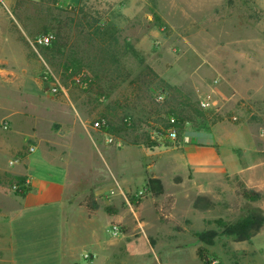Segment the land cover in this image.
<instances>
[{
    "label": "rangeland",
    "instance_id": "1",
    "mask_svg": "<svg viewBox=\"0 0 264 264\" xmlns=\"http://www.w3.org/2000/svg\"><path fill=\"white\" fill-rule=\"evenodd\" d=\"M3 1L0 251L11 241L16 245L14 255L9 253L6 261L48 264L51 260L48 244L56 242L59 233L56 209L49 205L21 215L20 197L10 182L13 177L26 176L14 175L23 166L9 162L24 152L33 158L34 170L28 172L35 180L43 182L49 175L56 178L60 173L56 160L48 164L38 158L44 155V146L52 157L61 154L68 143L66 116L82 132V123L101 116L113 127L125 117L132 120L134 130L110 133L121 142L119 148L105 145L97 133L92 132L91 139L84 133L79 137L77 130L71 164L76 172L75 188L92 196L97 212L117 215L118 221L112 223L123 233L130 231L127 241L142 235L137 231L144 220L142 226L151 224L163 240L183 233L184 241H198L199 233L217 231L212 246L198 241L197 250L205 255L203 264H222L225 254L233 256L228 242L237 241L222 235L215 222L234 223L249 209H258L252 207L257 203L237 196L238 182L264 192V0ZM46 33L59 38L60 54L53 59L50 47L38 49L40 59L26 42V38ZM75 59L81 67L71 75V69L65 71V67L76 64ZM22 69L42 86L46 98L37 106L18 90ZM82 78L86 87L81 85ZM52 85L60 86L64 93L51 96ZM160 93L164 95L162 104L155 101ZM185 96L204 117L183 122L176 142L147 148L145 137L156 136L159 126L166 124L165 114L173 98L181 102ZM200 102L209 106L203 109ZM7 111L11 112L9 118L3 119ZM4 120L8 131L1 128ZM58 128L64 130L62 134H57ZM10 135L13 142L25 135L36 139L21 143L17 151H6L4 144L11 143ZM31 147L33 152H29ZM231 157L242 177L231 172ZM149 179L159 184H148ZM25 184L28 187L27 181ZM110 191L113 195L105 200ZM153 203L158 206L156 216H142L144 205L152 207ZM100 215L97 220L102 226ZM155 235L150 232V240H158ZM261 236L264 240V232ZM120 253L131 261L138 256L133 250ZM191 258V249L173 257L177 261Z\"/></svg>",
    "mask_w": 264,
    "mask_h": 264
},
{
    "label": "crops",
    "instance_id": "2",
    "mask_svg": "<svg viewBox=\"0 0 264 264\" xmlns=\"http://www.w3.org/2000/svg\"><path fill=\"white\" fill-rule=\"evenodd\" d=\"M22 77L21 81L18 84V90L31 101L34 106H37L40 99L46 98L42 91V86L36 81H32L26 76L25 69L21 70ZM1 109V107H0ZM1 111V110H0ZM26 110L23 109L22 112ZM6 112V111H4ZM11 113V112H10ZM9 111L3 119L9 118ZM25 121V115L22 116ZM69 121V126L66 132V139L68 143L63 146L60 155H55L54 157L50 156V153L47 152L46 147H41L43 149L44 155L42 154V162L48 164H54L55 162L60 165V173L56 178H52L50 175L47 180L39 181L34 179V175L29 174L28 171L34 170L32 168L33 158L29 156L26 157L24 152H18L17 158L18 164H22L23 168L21 171L14 172V175H25L26 181L28 183L29 192L24 198L20 197L21 208L20 212H26V210H34L38 208H44L46 206H54L56 209V215L58 216V226L59 233L57 236L56 242H51L48 244L49 251H51V260L48 264H203L200 258L197 256V245L198 241L196 238L191 241H184V238H187L183 233L176 234V236H169L165 238L166 240L159 239L158 234L159 230L151 228V224L148 226H142L145 224L144 220L141 222L144 224H138L140 232L142 234L137 238L136 241L129 242L126 240L128 238L130 231L128 233H123V230L120 226V235L113 237L110 232V228L113 225H116L112 222H116L117 215L108 214L107 211H95L91 216H88V213L84 207L81 206L79 202L86 199V193L79 192V189L75 188L74 177H76V172L72 171L71 164L74 161V155L76 152V147L74 146V141L78 139L82 133L86 135L85 132H82L77 128L75 121L70 119L68 116L65 117ZM35 129H31V132H34ZM77 130H79V137L77 135ZM64 130L58 128L57 134L63 132ZM54 132L51 131L53 136ZM87 136V135H86ZM28 139H36L35 135H25V137L20 140L13 142V136L10 135L9 140L11 143L4 144L6 151L14 149L17 151V146ZM40 145H36V148ZM207 149H211L208 148ZM234 170V175L242 177V170L239 169V166L236 168L234 158L231 157ZM56 160L55 162L53 160ZM14 160V159H13ZM12 161V160H10ZM53 162V163H52ZM31 165V166H30ZM226 172L227 169H224ZM230 171H228L229 173ZM13 174V173H12ZM51 178V179H50ZM263 184V182L260 180ZM247 189L253 190L257 193H260L262 198L260 201L253 202L257 203L252 205V207L258 208L264 213V192L261 188H252L247 186ZM239 197V196H238ZM241 198V197H240ZM19 199V198H17ZM144 205L140 213L142 216H156L157 204L153 203L152 207ZM101 213L103 225L100 226L98 223V215ZM100 215V216H101ZM161 217L167 219V216L160 214ZM169 222V220L165 221ZM147 223V222H146ZM99 224V225H98ZM136 226V228H138ZM135 228V229H136ZM264 226L261 230L252 237L249 241L244 242H228V249L233 252V256L227 257L224 255V260L222 264H264V240H261L262 233L264 232ZM153 229V230H151ZM156 234L153 238V241L150 240L149 233ZM194 241V242H193ZM15 242L11 241L5 247H2L0 251V264H14V261H6L8 254L14 255ZM125 250L126 252H137L136 256L132 261L121 257L120 250ZM191 249L193 257L188 261L184 260H174V256H180L187 254ZM89 256L85 259L86 256ZM5 257V259H3Z\"/></svg>",
    "mask_w": 264,
    "mask_h": 264
},
{
    "label": "trees",
    "instance_id": "3",
    "mask_svg": "<svg viewBox=\"0 0 264 264\" xmlns=\"http://www.w3.org/2000/svg\"><path fill=\"white\" fill-rule=\"evenodd\" d=\"M44 1V0H41ZM58 38V37H57ZM60 44L59 38L56 39L55 42L48 48V52H50V58L53 59L55 55L60 54ZM130 52L136 56V53L133 49H130ZM137 57V56H136ZM72 62L73 57L70 58ZM74 60V59H73ZM76 64H70L69 66L65 67V71H69L71 69V75L76 74L80 70V65L77 62L78 60L75 59ZM140 64L147 70L148 67L144 65L142 61ZM50 79V78H49ZM174 117L176 119V126L180 130L182 127L183 122L192 123L194 119L203 118V112L196 108L193 104L190 103L188 97H184V100L181 102L177 101L173 98L172 106L169 107L165 117ZM101 119H105L101 116ZM107 121V128L105 131L109 133H117L120 129H132L134 130V126L132 124V120L130 117H125L121 119V124L119 126H114L108 120ZM166 122V120H165ZM145 142H149L145 144L147 148L157 147L158 144L156 142L149 141L148 135L145 137ZM13 181L10 182L11 185L17 184L18 189L16 191V196L24 198L26 194L29 192V187L26 186V177H13ZM15 182V183H13ZM158 183L157 180L149 179L148 184ZM160 192V191H159ZM236 194L237 196L241 197L245 201L249 203L260 201L262 196L260 193H257L253 190L247 189L244 187L243 184L238 182L236 184ZM83 206L88 216H91L95 213L97 207L91 195L87 196L84 202L81 204ZM215 224L222 229L221 234L226 236H233L235 241L237 242H244L249 241L252 237H254L260 230V228L264 225V215L260 209H249L246 214L240 218L238 221L234 223H226L222 220H217ZM219 236L217 231L209 230L197 235L198 241L208 246H212L214 244L215 239ZM197 256L200 258L202 262L205 261V255L201 253V250H197Z\"/></svg>",
    "mask_w": 264,
    "mask_h": 264
},
{
    "label": "built area",
    "instance_id": "4",
    "mask_svg": "<svg viewBox=\"0 0 264 264\" xmlns=\"http://www.w3.org/2000/svg\"><path fill=\"white\" fill-rule=\"evenodd\" d=\"M2 4H4L3 0H0ZM55 41V36L51 33H46V34H40L37 35L33 38H26L27 45L29 49L34 52L40 59L41 57L38 54V49L39 48H48L50 47L53 42ZM81 77H84L82 74ZM81 85L86 87L87 81L85 78L81 79ZM51 96L55 97L59 95L60 93H64V91L60 88V86L52 85L49 92ZM155 101L158 104H162L164 102V95L163 94H157L155 97ZM201 107L203 109H206L209 104L207 102H200ZM166 120V124L163 126H159V133L156 136H152L151 134L149 135V139L152 142H156L158 146H162V144L165 143H174L178 139V128L176 126V119L174 117H168L164 118ZM1 128L3 131H8L9 124L7 121H3L1 124ZM82 128L86 135L91 139V133H97L102 136L103 143L107 146H115L117 148L121 147L122 144L119 140H116L113 135H111L109 132L105 131V128H107V121L105 119L98 118L92 122L88 123H82ZM33 148L31 147L29 149V152H33ZM19 160L14 159L9 162L10 165H15L18 164ZM12 189L14 191L18 190V185L14 184L12 185ZM116 189H120L119 186L116 184ZM114 191H110L109 194L104 195V199L108 200L109 195H113ZM110 233L112 236L117 237L120 235V230L117 225H113L110 228ZM212 264H217V262H212Z\"/></svg>",
    "mask_w": 264,
    "mask_h": 264
},
{
    "label": "water",
    "instance_id": "5",
    "mask_svg": "<svg viewBox=\"0 0 264 264\" xmlns=\"http://www.w3.org/2000/svg\"><path fill=\"white\" fill-rule=\"evenodd\" d=\"M63 132H60L59 134H62Z\"/></svg>",
    "mask_w": 264,
    "mask_h": 264
}]
</instances>
